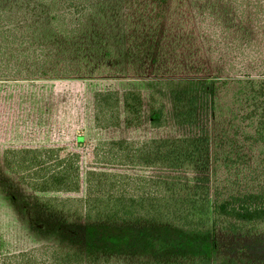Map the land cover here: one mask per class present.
<instances>
[{"label": "trees", "instance_id": "16d2710c", "mask_svg": "<svg viewBox=\"0 0 264 264\" xmlns=\"http://www.w3.org/2000/svg\"><path fill=\"white\" fill-rule=\"evenodd\" d=\"M249 1L207 0L206 11L202 8L199 13L201 47L194 52L182 49L172 28V8L163 7L168 0H122L123 11L115 17L107 0L70 2L69 24L53 14L51 21L19 29L13 38V57L23 60L29 55L43 70L49 66L50 72L41 76L200 72L204 66L191 61V55L197 54L208 59L207 70L213 75L211 158L208 141L201 137L100 140L85 153V196H48L39 201L88 222L166 223L192 232L213 226L232 234L264 228V51L248 47L264 30V0H256L253 10ZM55 60L64 63L52 65ZM57 67L66 74L60 75ZM171 105L177 125L195 122L193 90L172 91ZM93 110L95 125L101 129L121 124L136 127L142 120V94L131 89L96 90ZM148 117L151 128L167 124L160 91L149 93ZM2 159L5 168L32 191H79L81 156L75 151L49 146L8 148ZM0 264L132 263L45 244L0 254ZM143 264L212 262L204 252L181 262ZM213 264L243 263L221 258Z\"/></svg>", "mask_w": 264, "mask_h": 264}, {"label": "rangeland", "instance_id": "374dc122", "mask_svg": "<svg viewBox=\"0 0 264 264\" xmlns=\"http://www.w3.org/2000/svg\"><path fill=\"white\" fill-rule=\"evenodd\" d=\"M83 1L87 0H0V254L51 244L77 249L86 255H112L132 264L151 260L181 262L204 252L212 264L221 258H234L243 264H264V228L232 234L216 230L213 226L201 232H192L166 223L88 222L73 218L66 210L47 208L39 201V197L48 196H85V153L91 143L100 140L201 137L208 141L209 158L212 154L213 124L209 93L213 75L207 70L208 59L201 54L191 55L192 62L204 66L200 72L109 74L91 78L41 76L49 71V66L43 70L31 61L29 55L26 59L15 60L16 41L13 38L19 29H31L29 25L33 22L51 21L53 14L65 18V23L69 24V12H72L68 9L69 3ZM107 1L114 17L122 13V0ZM249 2L253 4L250 6L253 10L256 0ZM206 3L207 0H168L163 6L167 8L170 5L172 8V28L185 51L194 52L195 47H201L199 13L200 9L207 8ZM242 4L247 5L246 1ZM29 7V11H25ZM57 25L59 30H63L61 24ZM248 47H259L264 51V30L260 35L256 34L255 41L250 42ZM62 60L49 62L59 66L64 63ZM57 69L62 70L58 71L60 75L66 74L61 67ZM105 89H115L120 93L129 89L141 92L143 112L139 126L125 127L121 124L101 129L95 125L93 93ZM174 90L194 91L196 118L193 124H176L171 105ZM151 91L162 93L166 108L167 124L158 129L149 125L148 97ZM46 146L65 147L80 154L79 191H32L3 165L2 155L8 148ZM208 174L211 175V169Z\"/></svg>", "mask_w": 264, "mask_h": 264}]
</instances>
